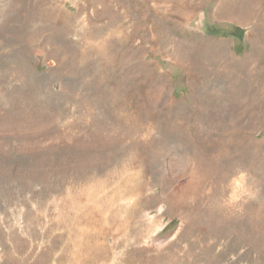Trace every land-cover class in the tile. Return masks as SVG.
Segmentation results:
<instances>
[{"label": "rangeland", "instance_id": "374dc122", "mask_svg": "<svg viewBox=\"0 0 264 264\" xmlns=\"http://www.w3.org/2000/svg\"><path fill=\"white\" fill-rule=\"evenodd\" d=\"M88 225L87 264H264V0H0V264Z\"/></svg>", "mask_w": 264, "mask_h": 264}, {"label": "bare ground", "instance_id": "6f19581e", "mask_svg": "<svg viewBox=\"0 0 264 264\" xmlns=\"http://www.w3.org/2000/svg\"><path fill=\"white\" fill-rule=\"evenodd\" d=\"M128 186L130 187V185H128ZM103 218H106L104 216V214H103ZM94 222H96V221H94ZM97 224H99V223H97ZM100 224H101V222H100ZM91 226L92 225H88V227L90 229H88V227L87 228L84 227V228H82V230L81 229L77 230L78 235L80 237L78 238V241L75 245V248L72 250V252H73L72 258L69 261L71 263H69V264L93 263L95 256H101L104 253V251H106V249H108L107 245H105V244L103 245L100 243V241L96 240L97 239L96 233H93L90 231V230H92Z\"/></svg>", "mask_w": 264, "mask_h": 264}, {"label": "trees", "instance_id": "16d2710c", "mask_svg": "<svg viewBox=\"0 0 264 264\" xmlns=\"http://www.w3.org/2000/svg\"><path fill=\"white\" fill-rule=\"evenodd\" d=\"M211 35H220V33L218 31H212L209 32ZM223 36H231L234 37L236 39H238L239 41H243L244 37H245V29H243L240 26H233L232 27V31H230L229 33H223ZM168 228V227H167Z\"/></svg>", "mask_w": 264, "mask_h": 264}]
</instances>
